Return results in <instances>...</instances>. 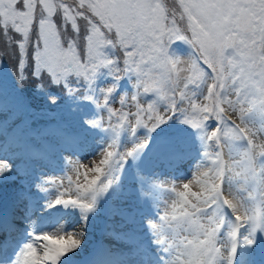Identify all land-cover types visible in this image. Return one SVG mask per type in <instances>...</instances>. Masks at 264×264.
Masks as SVG:
<instances>
[{
	"label": "snow or ice",
	"instance_id": "6c2138e0",
	"mask_svg": "<svg viewBox=\"0 0 264 264\" xmlns=\"http://www.w3.org/2000/svg\"><path fill=\"white\" fill-rule=\"evenodd\" d=\"M0 33L19 50L18 80L30 67L37 89L46 79L93 85L101 70L133 79L118 109L109 104L116 84L101 89L113 139L98 162L78 165L74 190L69 177L52 206L71 205L87 219L119 179L118 166L147 143L113 151L121 131L152 132L179 117L199 130L203 161L182 190L173 188L170 211L148 220L161 264H233L242 227L248 245L264 234V0H176L171 8L167 0H0ZM176 41L190 47L186 60L169 54ZM7 170L0 161V175ZM82 239L83 231L37 235L40 248L26 243L10 264H64Z\"/></svg>",
	"mask_w": 264,
	"mask_h": 264
},
{
	"label": "rangeland",
	"instance_id": "374dc122",
	"mask_svg": "<svg viewBox=\"0 0 264 264\" xmlns=\"http://www.w3.org/2000/svg\"><path fill=\"white\" fill-rule=\"evenodd\" d=\"M190 53V47L182 41L174 42L169 48L170 55L185 60ZM124 77L109 98V104L117 109L120 108V94L127 96L134 91L133 79ZM110 82V79H104L98 87L96 83L89 85L90 103L87 108H92L86 109V113H97L99 123L74 124L66 121L58 126L38 124L32 128L25 118L22 105L12 96L7 81H0V161L8 165V170L0 175V214L16 209V215L12 211L13 217L9 222L19 227L17 236L9 235L8 239L0 237V262L11 255L6 252L8 245L15 246L16 242L23 241L26 235L35 231L53 236L83 231L80 248L75 255L70 253V261L66 260L64 264H84L96 257L94 251L101 244L103 249L108 250L109 260L117 262L120 257L123 264L125 258L120 255L126 250L120 251L119 246H114L118 243L108 242L107 245V236L121 240L125 245L130 237H142L137 242L138 248L146 249L148 259L145 263L161 264L162 246L153 242L155 237L149 231L148 220H154L166 206L170 211L173 188L182 190L179 186L191 177L196 165L203 161V141L194 137L189 130H181L169 137L163 133L156 135V131L148 132L144 128H138L135 135L128 129L122 130L113 151L125 152L145 138L147 143L142 152L129 157L123 162V167L118 166L114 175H118L119 179L108 192L98 197L95 210L88 213L87 219L83 218L84 221L79 223L83 213L71 205L52 206L56 196L67 187L69 177L73 180L74 190L78 165L91 167L98 162L100 153L113 139V133L106 127L107 110L99 106L100 102L103 103L101 89ZM149 97L142 99L144 102L154 99L148 100ZM11 136L22 141L21 151L30 148L38 152V157L12 159L9 152L15 147L9 142ZM22 164L26 165L23 169L20 168ZM84 171V168L80 169L81 183ZM138 175L144 178L142 182H138ZM45 193L49 196L47 205L44 203ZM61 198L74 197L66 194ZM21 202L36 204L37 214L32 220L28 218L34 228L32 230L21 218ZM227 218L231 219L230 215ZM245 235L246 227H242L234 260H237V264H264V234L257 232L252 245L243 242ZM147 241H150V246L146 245Z\"/></svg>",
	"mask_w": 264,
	"mask_h": 264
},
{
	"label": "trees",
	"instance_id": "16d2710c",
	"mask_svg": "<svg viewBox=\"0 0 264 264\" xmlns=\"http://www.w3.org/2000/svg\"><path fill=\"white\" fill-rule=\"evenodd\" d=\"M67 2L73 3V0H67ZM167 4L170 8L175 7L176 0H167ZM66 39H68L67 35L65 36ZM18 51L14 41L0 33V79L8 80L13 95L19 98L26 114L33 122L36 120L56 122L66 119L69 116H72L74 120H78L86 116L83 108L86 107L90 97L89 85L87 83L76 78H72L68 83H52L50 79H46L45 87L43 89H37V81L35 77L31 76L30 67L28 68L29 75L27 79L21 82L17 78L18 70L15 67ZM115 51L116 55L113 58L119 59L120 66L123 67V52L121 50ZM42 76H46V73H42ZM104 79H110L111 84L115 83L119 85V81H113L105 70H101L97 74L94 83L98 86ZM120 96H123V93ZM151 98L150 96L148 100ZM90 115L93 121L98 117L93 111ZM180 130H189L194 137L200 139L199 130L182 123L179 117H173L167 120L154 131H163L166 135H174Z\"/></svg>",
	"mask_w": 264,
	"mask_h": 264
},
{
	"label": "bare ground",
	"instance_id": "6f19581e",
	"mask_svg": "<svg viewBox=\"0 0 264 264\" xmlns=\"http://www.w3.org/2000/svg\"><path fill=\"white\" fill-rule=\"evenodd\" d=\"M9 142L12 143L14 145V149L11 150L9 152V156L14 159L16 157V159H21V158H26L28 156L32 157H38V153L32 154L31 151H29L27 149V151H21V146H22V141L19 138L16 137H12L9 138ZM19 155V156H18ZM26 165L22 164L20 168H25ZM45 201L44 203L46 204L47 198L49 197L47 193H45ZM42 200V199H41ZM40 200V201H41ZM44 200V198H43ZM39 201V202H40ZM21 218L23 220L26 221L27 225H30V230L34 229L31 225V220L35 217V215L37 214L35 207L36 204H32V203H23L21 202ZM47 205V204H46ZM13 211L15 212L16 209H13ZM36 212V213H35ZM16 215V212L14 213ZM18 215V214H17ZM27 217V218H26ZM28 218H30L31 220H28ZM84 221L83 217L79 219V223ZM9 221H7L5 218L2 217V215L0 216V224L2 227H4V230L0 231V237L1 239H3L5 237V239L9 238L11 236H17L18 234V229L19 227L16 225H8ZM11 226V227H10ZM37 235H41V233H38L37 231L33 232L32 234H29V236H25V239L23 241H18L16 242L15 246L9 247V245L7 246L6 252L11 253V255L7 258V259H3L1 260L0 264H10L11 261H14L16 256H19L20 251L23 249V246L26 243H34V245L39 249L40 248V241L36 240V236ZM142 237H130V239L127 241V245L121 243V240H116L110 236H107V245L108 242L109 243H118L119 245H114V246H119V250L121 251L122 249H125L126 251L124 252V254L122 253L120 256L123 255V257L125 258V261L123 262V264H144L146 262V260L148 259V255L146 253V249H141L138 248V244L141 241ZM17 240V239H16ZM139 241V242H137ZM7 244V243H6ZM147 246H150V241H147ZM17 248V251H14V248ZM147 258V259H146ZM100 259V258H99ZM145 259V261H144ZM148 262V261H147ZM101 264H121V259L120 257L118 258L117 262L112 263L110 261H108L107 259H104L103 262ZM146 264V263H145ZM155 264H159V263H155Z\"/></svg>",
	"mask_w": 264,
	"mask_h": 264
}]
</instances>
